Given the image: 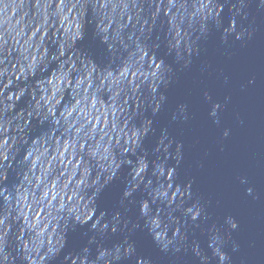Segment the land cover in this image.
I'll return each instance as SVG.
<instances>
[{"label": "water", "instance_id": "obj_1", "mask_svg": "<svg viewBox=\"0 0 264 264\" xmlns=\"http://www.w3.org/2000/svg\"><path fill=\"white\" fill-rule=\"evenodd\" d=\"M258 3L0 0V264H97L94 249L126 217L136 220L142 198L175 232L183 221L172 209L187 195L169 177L177 144L179 178L192 181L224 235L226 264H264ZM234 28L241 39H221ZM162 129L173 141L169 157ZM188 231L179 253L161 252L139 230L132 239L152 264H199L190 243L206 247L204 237Z\"/></svg>", "mask_w": 264, "mask_h": 264}, {"label": "clouds", "instance_id": "obj_2", "mask_svg": "<svg viewBox=\"0 0 264 264\" xmlns=\"http://www.w3.org/2000/svg\"><path fill=\"white\" fill-rule=\"evenodd\" d=\"M241 3L244 4L245 0H241ZM257 8L264 9V0H259ZM242 10L244 11V9ZM233 33H235L237 40L244 36V30L237 31L234 28L231 33L221 35V39H226L228 35ZM248 35L250 36L251 33L249 32ZM205 97H208L207 93H205ZM165 100L166 97L162 95L160 97V104L157 105L158 110L161 103ZM186 107V105L179 106L181 114L185 112ZM219 107V104H214L210 114L216 116V110ZM172 118L174 120L176 119L175 114H173ZM216 122L218 123V121ZM223 135L227 137L229 131L226 129ZM159 136L162 137L160 140V146L169 157L172 155L169 152V149L173 141L168 138L166 129H162ZM165 140L168 142L165 143ZM173 158L178 165L182 159L181 145L177 144ZM141 165L140 170L136 173L137 176H140V173L144 171L145 166L143 165V161L141 162ZM177 165H173L172 171L169 172V177L171 178L174 176L176 179L178 184L176 192L181 193V188L183 187L187 192V195L181 206L172 209V211L180 216L183 224L177 225L175 232H171L170 226L159 218V213H154L153 209L150 208L149 202H146L144 198H142L136 202V207L138 209L136 220L132 221L126 217V222L119 225V231L117 232L116 237L109 238L107 242L103 243V247H96L94 249L92 256L95 258L97 264H152L150 258L138 254L136 242L132 239V236L137 230L150 236L155 246L165 254L170 252L179 253L182 249L187 250L184 246L189 241V227L199 229L201 236L204 237V243L206 244V247H202L199 239H191L190 250L191 253L198 258L199 264H213L214 259H218L219 264H226V262L230 260L228 254L223 251V247L226 243L224 235L214 222H210V216L208 215L204 204L201 203L200 198L192 191V181L189 180L185 182L179 178ZM240 182L242 184L246 183V178L242 177ZM169 187H171V185H169ZM145 191L147 192V189H145ZM252 191V188L247 189L249 195L252 194ZM135 192H137L135 189L123 191L120 203L121 205H125V209L127 208L125 201L129 200ZM148 195H150V193H148ZM157 195L159 196L160 193L158 192ZM163 196L164 199L167 200V193H164ZM154 216L156 218H154ZM225 223L232 230H235L238 226L237 222L232 217H227ZM116 230L117 229L114 226L113 231ZM238 248L239 245L233 241L232 250L237 251Z\"/></svg>", "mask_w": 264, "mask_h": 264}]
</instances>
